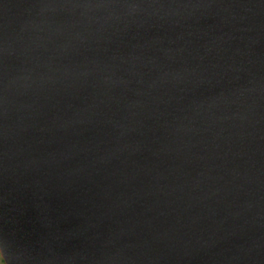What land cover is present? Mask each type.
I'll return each instance as SVG.
<instances>
[{
    "label": "water",
    "instance_id": "obj_1",
    "mask_svg": "<svg viewBox=\"0 0 264 264\" xmlns=\"http://www.w3.org/2000/svg\"><path fill=\"white\" fill-rule=\"evenodd\" d=\"M4 264H264V0H0Z\"/></svg>",
    "mask_w": 264,
    "mask_h": 264
},
{
    "label": "rangeland",
    "instance_id": "obj_2",
    "mask_svg": "<svg viewBox=\"0 0 264 264\" xmlns=\"http://www.w3.org/2000/svg\"><path fill=\"white\" fill-rule=\"evenodd\" d=\"M0 264H4V262H3L2 258H1V256H0Z\"/></svg>",
    "mask_w": 264,
    "mask_h": 264
}]
</instances>
